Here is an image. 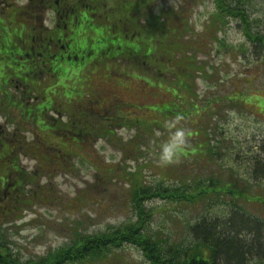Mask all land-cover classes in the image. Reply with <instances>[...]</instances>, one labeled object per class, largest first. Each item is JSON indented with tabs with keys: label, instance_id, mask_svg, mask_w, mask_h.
Returning a JSON list of instances; mask_svg holds the SVG:
<instances>
[{
	"label": "rangeland",
	"instance_id": "1",
	"mask_svg": "<svg viewBox=\"0 0 264 264\" xmlns=\"http://www.w3.org/2000/svg\"><path fill=\"white\" fill-rule=\"evenodd\" d=\"M244 4L252 30L264 35V0ZM69 6L140 51L66 68L60 84L57 74L40 84L44 76L37 75L27 85L31 95L15 84L0 95L22 99L18 107L33 118L0 101V248L22 261L45 258L84 236L136 222L137 198L144 233L167 247L193 246L197 223L228 221L233 212L264 224V179L252 175L254 158L264 156V49L251 45L238 21L219 17L215 0H69ZM45 102L50 109L35 111ZM177 114L189 131L187 147L178 162L161 166L164 122ZM100 129L112 133L101 136ZM11 164L17 172L7 176L16 170ZM13 175L18 181L4 185ZM165 190L189 197L157 196ZM254 256L250 264H260ZM145 260L129 245L76 264Z\"/></svg>",
	"mask_w": 264,
	"mask_h": 264
},
{
	"label": "trees",
	"instance_id": "2",
	"mask_svg": "<svg viewBox=\"0 0 264 264\" xmlns=\"http://www.w3.org/2000/svg\"><path fill=\"white\" fill-rule=\"evenodd\" d=\"M215 8L219 17L240 23L241 28L245 31L243 35L248 38L252 46H260L264 49V35L254 33L252 30L253 21L250 18L244 0H215ZM83 26L85 28L76 35L78 45L77 49L73 51L76 54L70 62L67 61L69 68H74L76 65L78 68H85L89 65L94 66L98 59H107L108 53H112V58H114L115 54L128 55L129 52H126V50H132L134 55H137L140 51L135 46L136 43H129V38L126 39L125 35L124 37L110 36L108 32L98 30L89 20L85 21ZM99 29L101 28L99 27ZM89 35L91 36L87 38ZM128 45L129 49H124ZM5 75H8V73ZM7 99L11 101L10 98ZM45 103L47 104L43 108V105H38L35 111L50 109L52 103ZM29 112L31 111L29 110ZM21 113L24 114L23 111ZM90 115L93 117L96 114ZM74 116L75 120H77V114ZM27 118L33 120L32 117L28 116ZM72 121L70 120L67 124L68 128H71ZM76 122L73 121V124ZM38 123L43 124L41 120H38ZM91 124L92 122L90 121V125L87 124V128H84L85 131H88V135L93 130ZM75 128L76 126L72 130L70 129L71 132H69L72 133ZM98 133L103 136L106 134L111 135L112 132L100 129ZM75 140L79 143L80 138ZM254 162L253 177L260 180L264 179V156H256ZM14 168L16 170L7 172V176L17 172V165ZM13 180H17L14 175L5 180V183H12ZM157 196L163 199L171 196L180 199L189 197L186 192L182 194L177 191L169 193L166 190L165 192L160 191ZM134 201L135 209L138 212V215H136L138 219L134 223L114 228L107 233L84 236L78 243L71 245L67 249H60L39 260L22 261L17 257H13L8 250L0 248V264H76L87 260H104L129 245H133L142 251L147 264H250L252 262L251 259L255 258L254 253L261 257L260 264H264V224L252 219L247 220L233 212L228 221L215 219L210 221L202 220L197 223L191 229L196 241L193 246L167 247L164 246L166 242L163 243V239H159L156 242L144 233L143 207L139 202L140 198ZM247 236H251V238L249 239Z\"/></svg>",
	"mask_w": 264,
	"mask_h": 264
},
{
	"label": "flooded vegetation",
	"instance_id": "3",
	"mask_svg": "<svg viewBox=\"0 0 264 264\" xmlns=\"http://www.w3.org/2000/svg\"><path fill=\"white\" fill-rule=\"evenodd\" d=\"M68 6L69 0H0V88L26 86V96L37 75L44 76L39 84L55 74L57 81L63 79L84 28L78 9Z\"/></svg>",
	"mask_w": 264,
	"mask_h": 264
},
{
	"label": "clouds",
	"instance_id": "4",
	"mask_svg": "<svg viewBox=\"0 0 264 264\" xmlns=\"http://www.w3.org/2000/svg\"><path fill=\"white\" fill-rule=\"evenodd\" d=\"M182 120L183 116L177 114L174 118L164 122L168 136L159 144L157 159L161 166L178 162L180 155L187 147L189 131L181 124ZM157 135L159 136L160 133L158 132Z\"/></svg>",
	"mask_w": 264,
	"mask_h": 264
}]
</instances>
